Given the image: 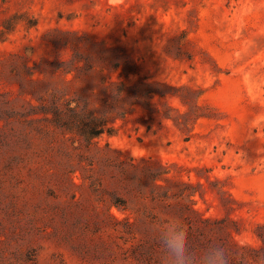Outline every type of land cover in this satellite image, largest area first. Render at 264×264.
Listing matches in <instances>:
<instances>
[{
	"label": "rangeland",
	"instance_id": "374dc122",
	"mask_svg": "<svg viewBox=\"0 0 264 264\" xmlns=\"http://www.w3.org/2000/svg\"><path fill=\"white\" fill-rule=\"evenodd\" d=\"M191 208L194 254L264 255V0H0V264H161Z\"/></svg>",
	"mask_w": 264,
	"mask_h": 264
},
{
	"label": "trees",
	"instance_id": "16d2710c",
	"mask_svg": "<svg viewBox=\"0 0 264 264\" xmlns=\"http://www.w3.org/2000/svg\"><path fill=\"white\" fill-rule=\"evenodd\" d=\"M117 68V67H116ZM116 85L110 81L106 88ZM120 94H127L130 92V87L124 83L119 86H115ZM60 107L57 103L52 102V106L49 109V124L55 129H62L66 134H69L71 138H77L80 143L87 149L94 145V140L101 137L103 134L109 136L115 134L114 127H108L107 120L96 116L89 110L87 102L80 99L66 100ZM165 119L176 122L172 117L167 114L162 115ZM122 120H126V116L121 117ZM115 119H112L114 122ZM136 165H134L135 167ZM151 199H154L152 197ZM113 206L118 207L116 203ZM190 212L194 215L196 223L190 218H185V228L188 231V238L192 237L194 232L199 229L200 224L208 223L199 216L197 210L190 209Z\"/></svg>",
	"mask_w": 264,
	"mask_h": 264
},
{
	"label": "clouds",
	"instance_id": "9594fccd",
	"mask_svg": "<svg viewBox=\"0 0 264 264\" xmlns=\"http://www.w3.org/2000/svg\"><path fill=\"white\" fill-rule=\"evenodd\" d=\"M180 218H174L161 226L158 240L163 249L161 264H232L229 251L220 244L208 247L194 254L189 245L188 231ZM255 264H264V255L256 258Z\"/></svg>",
	"mask_w": 264,
	"mask_h": 264
}]
</instances>
